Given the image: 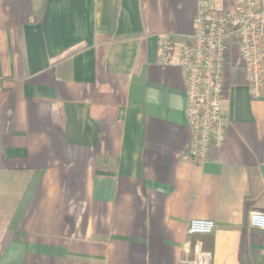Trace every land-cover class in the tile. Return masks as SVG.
<instances>
[{
    "label": "crops",
    "instance_id": "1",
    "mask_svg": "<svg viewBox=\"0 0 264 264\" xmlns=\"http://www.w3.org/2000/svg\"><path fill=\"white\" fill-rule=\"evenodd\" d=\"M196 11L0 0V264H264L249 224L264 213V86L251 96L233 54L224 143L193 162L179 59ZM192 218L213 232L188 234Z\"/></svg>",
    "mask_w": 264,
    "mask_h": 264
},
{
    "label": "built area",
    "instance_id": "2",
    "mask_svg": "<svg viewBox=\"0 0 264 264\" xmlns=\"http://www.w3.org/2000/svg\"><path fill=\"white\" fill-rule=\"evenodd\" d=\"M215 0H197L194 32L182 47L179 65L186 71L185 117L192 143L189 158L202 164L210 147L224 143L227 119L221 112L224 73L233 54L245 71L252 97L264 86V0H241L234 9L216 8ZM172 35H160V60L165 64ZM249 224L264 229V213L254 211ZM211 219L192 218L187 233L211 234Z\"/></svg>",
    "mask_w": 264,
    "mask_h": 264
}]
</instances>
